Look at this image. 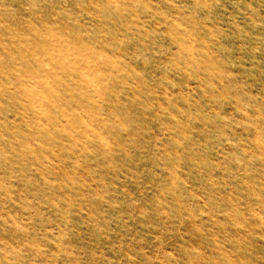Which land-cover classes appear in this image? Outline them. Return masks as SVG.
<instances>
[{
    "label": "rangeland",
    "instance_id": "374dc122",
    "mask_svg": "<svg viewBox=\"0 0 264 264\" xmlns=\"http://www.w3.org/2000/svg\"><path fill=\"white\" fill-rule=\"evenodd\" d=\"M0 264H264V0H0Z\"/></svg>",
    "mask_w": 264,
    "mask_h": 264
}]
</instances>
